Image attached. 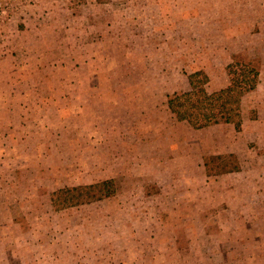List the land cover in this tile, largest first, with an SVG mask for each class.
<instances>
[{"label":"rangeland","instance_id":"1","mask_svg":"<svg viewBox=\"0 0 264 264\" xmlns=\"http://www.w3.org/2000/svg\"><path fill=\"white\" fill-rule=\"evenodd\" d=\"M6 52L0 264H264V0H0ZM249 60L241 133L170 113L190 74L212 92ZM229 151L244 170L207 176ZM110 178L112 198L51 203Z\"/></svg>","mask_w":264,"mask_h":264},{"label":"trees","instance_id":"2","mask_svg":"<svg viewBox=\"0 0 264 264\" xmlns=\"http://www.w3.org/2000/svg\"><path fill=\"white\" fill-rule=\"evenodd\" d=\"M260 65L242 61L232 73L229 84L210 92L209 75L197 71L189 75L190 90L168 96L167 107L178 122H185L195 130L219 124H231L236 131L242 127V101L258 85ZM207 176H220L241 170L235 154L203 157ZM120 179L110 178L90 185L65 187L51 194L56 210L95 203L114 197L121 190Z\"/></svg>","mask_w":264,"mask_h":264},{"label":"crops","instance_id":"3","mask_svg":"<svg viewBox=\"0 0 264 264\" xmlns=\"http://www.w3.org/2000/svg\"><path fill=\"white\" fill-rule=\"evenodd\" d=\"M3 53H4V52H1V54H3ZM11 56L13 57V54H12V53L9 54L8 52H6V55H4V57H3V56L0 57V63L2 62L3 58L7 60V59L10 58ZM260 84H261V68H260V76H259V82H258L257 88L259 87ZM224 88H225V87H224ZM257 88H256V89H257ZM256 89H255V90H256ZM58 90H59V89H58ZM255 90H254V91H255ZM246 96H247V95H246ZM246 96L243 98V101H244V99L246 98ZM243 101H242V104H243ZM246 118H247V117H245V115H244V113H243V111H242V127H241V130L238 131V133H241V131L244 129V123H245ZM248 118H249V117H248ZM182 123H185V122H182ZM219 125H231V124H219ZM219 125H214V126H219ZM232 126H233V125H232ZM210 127H212V126H210ZM210 127H207V128H210ZM233 127H234V126H233ZM204 129H206V128H204ZM201 130H202V129H201ZM224 154H235L236 157L238 158L239 162H240L241 170H240L239 172L230 173V174H239V173H241V172L244 170V166H243L242 160H241V158L239 157L237 151H229L228 153H224ZM203 166H204V165H203ZM204 169H205V167H204Z\"/></svg>","mask_w":264,"mask_h":264}]
</instances>
